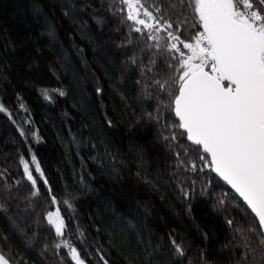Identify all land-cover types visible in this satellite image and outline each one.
Returning <instances> with one entry per match:
<instances>
[{"label": "trees", "instance_id": "16d2710c", "mask_svg": "<svg viewBox=\"0 0 264 264\" xmlns=\"http://www.w3.org/2000/svg\"><path fill=\"white\" fill-rule=\"evenodd\" d=\"M148 4L174 26L187 17L182 39L195 34L182 0ZM124 8L120 0H0V253L12 264H74L56 247L70 240L86 264H264L243 204L204 167L178 127L172 89L156 83L174 75L168 53L131 30ZM53 196L62 239L47 219Z\"/></svg>", "mask_w": 264, "mask_h": 264}, {"label": "snow or ice", "instance_id": "6c2138e0", "mask_svg": "<svg viewBox=\"0 0 264 264\" xmlns=\"http://www.w3.org/2000/svg\"><path fill=\"white\" fill-rule=\"evenodd\" d=\"M182 3L193 14L191 27L196 32L190 40L180 35L187 17L174 26L171 19L159 15L161 8L149 5L148 0H120L125 6L122 10L127 12L126 19L132 22L131 30L146 33L147 41H155L157 49L168 53V68L174 70V75L170 82L156 83L162 91L172 89L169 95L178 127L187 134L188 141L198 146V151L206 154L199 157L208 161L204 167L216 173L243 201L241 207L251 221L250 230L257 232L264 245V11L261 10L264 0H258L260 7L253 0H182ZM160 32H166V37L154 34ZM44 95L49 99L46 90ZM59 95L64 93L61 91ZM6 111L0 105V112ZM32 162L36 172L43 176L35 156ZM20 163L25 177L36 189L37 181L29 165L23 158ZM52 204H58L55 196ZM64 204L71 207L68 200ZM47 219L56 235L62 237L65 223L60 208L49 211ZM228 224L232 226L233 221ZM244 239L247 248L248 238ZM173 246L178 256L185 255L181 245L173 241ZM56 247L67 248L74 264H86L70 240ZM101 259L108 264L104 257ZM0 264L10 261L0 254Z\"/></svg>", "mask_w": 264, "mask_h": 264}, {"label": "water", "instance_id": "95a60500", "mask_svg": "<svg viewBox=\"0 0 264 264\" xmlns=\"http://www.w3.org/2000/svg\"><path fill=\"white\" fill-rule=\"evenodd\" d=\"M174 113V112H173ZM174 116H175V114H174ZM175 118H176V116H175ZM177 119V118H176ZM177 121H178V119H177ZM179 122V121H178ZM182 132H184L182 129H180ZM185 133V132H184ZM186 134V133H185ZM186 137H187V134H186ZM189 143H191L190 141H188ZM192 144V143H191ZM193 145V144H192ZM195 146V145H194ZM198 147V146H197ZM201 153L203 154V155H206V154H204L202 151H201ZM26 162V161H25ZM27 163V162H26ZM28 164V163H27ZM20 167H21V173H22V177H23V182L24 183H26V184H28V185H30L31 187H32V189H33V191H36V189H34L33 188V186H32V183H31V181H29L26 177H25V175H24V166L20 163ZM29 169H30V166H29ZM30 171H31V169H30ZM213 174H214V176L224 185V186H226L230 191H231V193L243 204V201L242 200H240V198L238 197V195L237 194H235L234 192H233V190L230 188V186H228L219 176H217L216 175V173H214V172H212ZM34 179V178H33ZM245 207H246V205H244ZM54 208H55V211L57 210V207H56V205H54ZM249 212H250V210H249ZM55 219V218H54ZM53 230H54V234H55V236L56 237H58L57 235H56V233H55V229L53 228ZM64 230H65V228H64ZM64 236V235H63ZM63 236L62 237H58L59 239H62L63 238ZM1 254V253H0ZM10 264H12V263H10Z\"/></svg>", "mask_w": 264, "mask_h": 264}, {"label": "rangeland", "instance_id": "374dc122", "mask_svg": "<svg viewBox=\"0 0 264 264\" xmlns=\"http://www.w3.org/2000/svg\"><path fill=\"white\" fill-rule=\"evenodd\" d=\"M177 46H179V45H177ZM184 50H187V49H184ZM206 70L210 71V69H206Z\"/></svg>", "mask_w": 264, "mask_h": 264}]
</instances>
